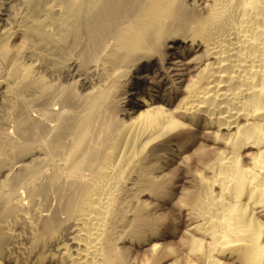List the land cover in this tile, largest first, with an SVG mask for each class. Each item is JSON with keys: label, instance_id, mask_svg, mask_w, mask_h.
I'll return each instance as SVG.
<instances>
[{"label": "bare ground", "instance_id": "1", "mask_svg": "<svg viewBox=\"0 0 264 264\" xmlns=\"http://www.w3.org/2000/svg\"><path fill=\"white\" fill-rule=\"evenodd\" d=\"M0 109V264H264V0H0Z\"/></svg>", "mask_w": 264, "mask_h": 264}, {"label": "rangeland", "instance_id": "2", "mask_svg": "<svg viewBox=\"0 0 264 264\" xmlns=\"http://www.w3.org/2000/svg\"><path fill=\"white\" fill-rule=\"evenodd\" d=\"M0 111L2 112V113H0V115H3V110L0 109ZM1 117H2V116H1ZM1 117H0V118H1Z\"/></svg>", "mask_w": 264, "mask_h": 264}]
</instances>
